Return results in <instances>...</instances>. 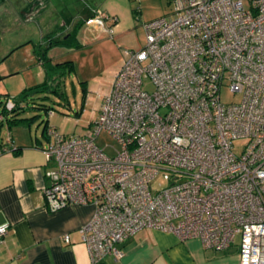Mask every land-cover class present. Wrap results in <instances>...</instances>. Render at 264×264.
I'll list each match as a JSON object with an SVG mask.
<instances>
[{
    "label": "built area",
    "instance_id": "obj_1",
    "mask_svg": "<svg viewBox=\"0 0 264 264\" xmlns=\"http://www.w3.org/2000/svg\"><path fill=\"white\" fill-rule=\"evenodd\" d=\"M169 2L170 16L144 24V46L124 51L87 132L45 126L44 199L94 207L78 228L90 264L120 258L142 228L215 249L239 234L238 264H264V0ZM115 22L100 8L84 21L109 35ZM224 85L237 101L221 100Z\"/></svg>",
    "mask_w": 264,
    "mask_h": 264
},
{
    "label": "crops",
    "instance_id": "obj_2",
    "mask_svg": "<svg viewBox=\"0 0 264 264\" xmlns=\"http://www.w3.org/2000/svg\"><path fill=\"white\" fill-rule=\"evenodd\" d=\"M96 8L89 9L80 18L76 13L63 20L53 19L50 15L56 8L49 0H0V9L3 11L0 13V22L4 16L9 22L22 26L30 23L33 17L41 13L50 15L49 20H53L54 25L38 27L39 35L34 42L35 49L36 43L44 45L43 37L46 34L54 31L55 37L64 34L78 20L84 21L89 17ZM82 27L89 29L87 31H90V34L103 32L88 28L85 23L80 29ZM24 30L31 31L30 28ZM83 35L87 37L89 34L85 32ZM29 40H32L31 37ZM59 46L61 45H53L48 49L47 55L51 59L58 60ZM121 62L116 65L108 87L100 90L101 98L108 92L113 75ZM98 110L96 108L92 111L93 118ZM14 136H9L6 141L0 140L2 145H7L6 150L0 153V226L8 224L6 232L0 239V264H90L88 250L80 239L78 228L91 219L94 207L90 204H71L57 210H49L42 192L46 183L44 173L47 162L44 148L47 145V138L31 134H28L27 138ZM9 141L13 148H21L18 154L8 149ZM64 234L69 235V243L62 240ZM122 249L123 254L120 258L107 255L98 264L239 262V242H232L223 249H215L203 246L196 237L180 239L172 232L152 228L138 230L123 242Z\"/></svg>",
    "mask_w": 264,
    "mask_h": 264
},
{
    "label": "rangeland",
    "instance_id": "obj_3",
    "mask_svg": "<svg viewBox=\"0 0 264 264\" xmlns=\"http://www.w3.org/2000/svg\"><path fill=\"white\" fill-rule=\"evenodd\" d=\"M55 5L50 15L66 20L71 14L80 17L91 8L100 7L104 12L117 18L112 26L113 34L91 32L82 27L79 30L80 46L68 48L59 46L57 59L69 60L62 74L56 91L38 89L31 91L44 80L42 67L35 59L34 42L38 39V27L54 25L50 15L41 13L33 17L30 23L20 26L9 22L3 16L0 22V98L13 96L26 103L25 109L17 112L18 118H27L22 123L0 124V140L6 141L9 136L19 135L27 138L28 134L40 137L46 120L60 133L81 135L87 132L93 121L92 111L100 108L103 98L100 90L109 85L116 65L124 59L125 50H138L145 44L144 24L153 19L170 16L172 6L169 0H49ZM3 11L0 9V13ZM18 16V15H17ZM52 21V22H50ZM12 23V24H11ZM111 21H105L109 25ZM16 25V26H15ZM24 28H30L26 32ZM89 35L84 37V33ZM31 37L32 40H29ZM84 37V38H83ZM37 44V43H36ZM57 60V61H58ZM30 91H29V90ZM25 90L27 92H25ZM24 92L26 94H24ZM220 97L223 102L237 101L238 95L226 85L222 86ZM44 105L53 110L48 116ZM43 136V135H42ZM96 143L111 151L112 138L102 132ZM238 145V144H237ZM236 152L239 149H235ZM240 241L236 234L234 242Z\"/></svg>",
    "mask_w": 264,
    "mask_h": 264
},
{
    "label": "trees",
    "instance_id": "obj_4",
    "mask_svg": "<svg viewBox=\"0 0 264 264\" xmlns=\"http://www.w3.org/2000/svg\"><path fill=\"white\" fill-rule=\"evenodd\" d=\"M84 21L78 20L71 28L69 31L65 32L64 34L55 37V31L46 34L43 37V42L44 45L42 46V43H37L35 46L36 48L34 49V53L36 56V59L40 66L42 67L43 73H44V80L40 83H38L35 87L31 89V91H36L38 89H49L48 91H56V88L59 85V82L62 80V74L66 70V66L69 64V60L65 61H57L51 59L47 55L48 49L53 46V45H63L68 48H77L80 46L79 40H78V32L83 25ZM29 90V89H28ZM30 91V90H29ZM25 92H27L25 90ZM24 92V94H26ZM7 96H4L3 98H0V115H3V119H0V124L6 123L7 127L9 128L10 125L12 124H17V123H22L23 121H27V118H18L16 116L17 112L25 109L26 103L23 102V100H18V98H15V105L11 110L6 109L4 105L5 98ZM44 110L46 113L48 110H51L47 106L44 105ZM48 120H46L42 135L44 136V131H45V126L47 125ZM53 127V126H52ZM3 143H0V153L4 151L5 147L7 145H2ZM10 147H8L9 150H13L15 154H18L21 150V148H13L11 145V141H9Z\"/></svg>",
    "mask_w": 264,
    "mask_h": 264
},
{
    "label": "clouds",
    "instance_id": "obj_5",
    "mask_svg": "<svg viewBox=\"0 0 264 264\" xmlns=\"http://www.w3.org/2000/svg\"><path fill=\"white\" fill-rule=\"evenodd\" d=\"M85 21V20H84Z\"/></svg>",
    "mask_w": 264,
    "mask_h": 264
}]
</instances>
